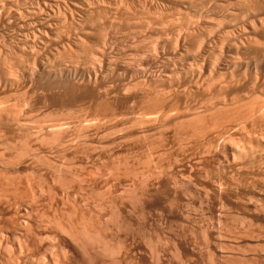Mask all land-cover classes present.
<instances>
[{"label":"rangeland","instance_id":"1","mask_svg":"<svg viewBox=\"0 0 264 264\" xmlns=\"http://www.w3.org/2000/svg\"><path fill=\"white\" fill-rule=\"evenodd\" d=\"M29 2H32V6H29ZM35 2L36 0H0V89H2L0 90V264L15 263V256L19 252L24 257H21V260L16 262L17 264H36V260H38L37 264H113L115 262V264H149L150 262V264H264V51L261 49L257 51L251 45L239 48L240 46L234 45L231 40L229 43L228 40L226 42V38L224 41L222 39L223 32L232 29V26L235 29L240 28L248 20L251 11L249 12L246 3L244 4L243 0L240 2L236 0H213V2L212 0H104L103 5L98 4L99 6L96 5V8H92L82 30L72 24L71 20L64 15L65 13L59 14L61 17L58 16V20L60 18L62 20L60 19L61 22H58L60 31L58 32L62 36L59 37L57 34V37L63 38L68 35L69 38V35L73 36L75 32L80 35L82 31L80 35L82 42L79 46H67L69 48L67 50L66 47L65 51L59 47H56L59 48L56 50L51 45L52 49L51 47L50 50L49 47L46 48L45 50H49V52L44 50L48 53L40 52V56L39 54L33 55L34 53L32 54L31 50V52L27 51V48L25 51L19 49L17 40L20 35L15 30L17 29L18 32L19 29L16 27V20L12 17L14 14H11L14 7V10L16 7L17 9L34 7ZM225 5L227 6L225 7ZM94 11H97L98 14ZM159 14H162L161 17L158 16ZM230 15L231 17L234 15V17L231 19ZM239 15L240 18H238ZM218 20L223 24H219ZM222 20L225 22L227 20V22ZM214 22L218 24V27ZM233 22L235 26L232 24ZM64 26L65 28H63ZM223 28L229 29L221 31ZM74 29L81 31L78 33L79 30ZM221 32L222 34H220ZM257 35L256 37L260 38L255 39L258 42H264V35L258 34V32ZM196 45L197 47H195ZM230 45L237 48H232ZM54 49L56 51L53 52ZM42 53L45 55L43 56ZM228 54H232V56L228 58ZM91 60L97 64L95 66L97 67L95 68L97 76L94 83L86 81L93 78L91 74L88 75L85 72L88 68L87 64ZM234 60L235 63H233ZM224 62L226 65L228 63V66L231 64L234 68L225 72L221 68ZM78 63L79 65H77ZM210 67L213 68L210 69ZM218 67L227 75H224L223 72L221 74ZM166 68L174 70V75L178 76L173 75L170 79L160 80L161 76L158 73L160 70H167ZM205 68H209L210 71L213 69L218 75L216 76L213 71L212 73L215 75L207 74L210 71ZM151 70L154 75H150L153 74ZM198 70L202 72H198ZM157 71H159L157 77H154ZM142 73L145 78L148 73V78L152 76L153 79H146V81ZM84 76L86 77L84 78ZM212 77L217 78L216 81ZM81 78L83 82L80 81ZM201 81L207 83L205 82L206 84L203 83V85ZM98 89H100L99 92H97ZM250 93L252 94L247 97L248 99L244 98ZM156 94L159 97H157L158 100L156 96H153ZM109 95L110 97H108ZM152 96L153 100H151ZM111 97L113 99H110ZM238 97H240V100H237L239 103L235 101ZM222 100L225 103V108L228 105L230 108H222L223 111H219L221 113L218 115L219 113H216L218 112L216 110L218 101L223 102ZM226 103L229 104L226 105ZM214 106L217 108L215 107V109ZM213 110L217 117L214 113V116L212 115ZM218 110L220 109L218 108ZM56 143L57 145H55ZM28 150L29 152H27ZM244 205L246 206L244 207ZM18 220L20 223L17 222ZM121 223L125 226H122ZM25 227H27L26 230ZM76 229L77 233L88 235L87 239L90 243H88L90 246L87 245L88 248H81L69 237V232L76 233L74 232ZM93 229L94 231H92ZM142 229L145 233L142 232ZM16 231H18L17 234ZM123 235L124 237H122ZM127 236L128 238H126ZM1 238L3 239L1 240ZM117 240L118 245L122 247L119 248L116 245ZM94 242L96 243L95 247ZM54 244L57 245L56 248ZM192 244L195 245L192 246ZM112 245H116L117 248ZM149 247H151L150 250ZM29 250L30 252H28ZM170 250H173V255ZM206 251L208 252L206 253ZM85 252H87V256ZM218 253L219 255H217ZM71 254L72 257H70ZM29 255L30 257H28ZM114 256L119 257L115 258Z\"/></svg>","mask_w":264,"mask_h":264},{"label":"bare ground","instance_id":"2","mask_svg":"<svg viewBox=\"0 0 264 264\" xmlns=\"http://www.w3.org/2000/svg\"><path fill=\"white\" fill-rule=\"evenodd\" d=\"M30 1V0H29ZM155 1V0H154ZM175 1V0H174ZM181 1V0H180ZM193 1V0H192ZM209 1V0H208ZM223 1V0H222ZM225 1V0H224ZM235 1V0H234ZM236 1H239L240 2V0H236ZM242 1V0H241ZM16 2V1H15ZM102 2L104 3V0H36V2H35V4H33V5H35L34 7H29V8H21V7H23V6H19L21 9H17V7H16V9L14 10V8H13V13L11 12V14H14L12 17H14V20H16L15 22H16V24H17V26L16 27H18V29H19V33L17 32V29H15L16 30V33L18 34V35H20V38L18 37V40H17V42L19 43H17L19 46V49L21 48L23 51H25L26 50V48H27V51H32V54L33 55H37V54H39L40 52H43L46 48H48L49 47V50H50V47H51V45H52V47L54 46V48L56 49V50H58L59 48H61L63 51H65V48L67 47V46H69V47H71L72 45L73 46H79L80 45V43L82 42V38H81V33H82V29L81 28H83V24L85 25L86 23V19L88 18V16H89V14H90V12H91V10H92V8L94 9V7L96 6V5H98V4H100V5H103L102 4ZM138 2V1H137ZM150 2V1H149ZM159 2V1H158ZM158 2H156V3H158ZM190 2V1H189ZM199 2H201V1H199ZM203 2V1H202ZM212 2H213V0H212ZM239 2H237L238 4H239ZM3 3V2H2ZM20 3V2H19ZM34 3V2H33ZM144 3V2H143ZM230 3V2H229ZM236 3V4H237ZM243 3L245 4L246 3V5L248 6V9H249V12L251 11V14L249 15V17H248V20L244 23V25H242V27H240V28H233V26H232V29L230 28V30H227V31H225L226 29H229V28H223L221 31H223L224 29V31L225 32H223V41H224V39L226 40V42H228L229 41V43H230V40L232 41V43L234 44V45H236V46H240L239 48H241V47H244L245 45L246 46H252V47H254L257 51H259V49H261V50H263L264 51V42H258L255 38H260V37H256V36H258L257 35V32H258V34H261V35H264V0H243ZM12 4V3H11ZM10 4V5H11ZM16 4V3H15ZM29 6H32L31 4H32V2L30 3L29 2ZM214 5H215V3H213ZM19 5V4H18ZM112 5V4H111ZM159 5V4H158ZM241 5V4H240ZM1 6V5H0ZM26 6H28V5H26ZM99 6V5H98ZM133 6V5H132ZM146 6V5H145ZM194 6V5H193ZM202 6V5H201ZM217 6V5H216ZM222 6V5H221ZM227 5H225V7H226ZM235 6V5H234ZM233 6V7H234ZM243 6V5H242ZM97 7V6H96ZM95 7V8H96ZM107 7V6H106ZM109 7V6H108ZM114 7V6H113ZM182 7V6H181ZM232 7V6H231ZM118 8V7H117ZM220 8V7H219ZM236 9H237V7H235ZM242 8V7H241ZM146 9H148V8H146ZM153 9V8H152ZM156 9V8H155ZM206 9V8H205ZM230 9V8H229ZM149 10H151V9H149ZM166 10V9H165ZM208 10V9H207ZM206 10V11H207ZM247 10V9H246ZM217 11V10H216ZM223 11V10H222ZM239 11V10H238ZM245 11V10H244ZM4 12V11H3ZM63 12V13H62ZM95 12V11H94ZM97 12V11H96ZM95 12V13H96ZM102 12V11H101ZM105 12V11H104ZM143 12V11H142ZM147 12H148V10H147ZM160 12V11H159ZM205 12V11H204ZM217 12H219V11H217ZM237 12V11H236ZM242 12V11H241ZM246 12V11H245ZM248 12V11H247ZM7 13V12H6ZM65 13V14H64ZM108 13V12H107ZM113 13V12H112ZM118 13H119V11H118ZM226 13H227V11H226ZM228 13H229V11H228ZM59 14H64L66 17H68L70 20H71V22H72V24H75L79 29H81V30H79V29H74V30H79L78 31V33H80V31H81V33H80V35H78V34H76L77 32H75V34L71 37L70 35H69V38H68V35H65V36H63V38H59L60 37V31H59V29H58V25H59V21H60V17H61V15H59ZM97 14H98V12H97ZM105 14V13H104ZM110 14V13H109ZM114 14V13H113ZM135 14V13H134ZM145 14V13H144ZM154 14V13H153ZM224 14V13H223ZM232 14V13H231ZM243 14V13H242ZM247 14V13H246ZM245 14V15H246ZM100 15V14H99ZM103 15V14H102ZM106 15V14H105ZM131 15V14H130ZM150 15V14H149ZM162 15V14H161ZM161 15L159 14L158 16H160L161 17ZM228 15V14H227ZM237 15V14H236ZM58 16H60L59 18V20H58ZM91 16H92V14H91ZM90 16V17H91ZM112 16V15H111ZM134 16V15H133ZM145 16H147V15H145ZM154 16V15H153ZM203 16V15H202ZM222 16V15H221ZM224 16V15H223ZM226 16V15H225ZM229 16V15H228ZM244 16V15H243ZM247 16V15H246ZM2 17V16H1ZM63 17V16H62ZM93 17V16H92ZM129 17V16H128ZM152 17V16H151ZM208 17V16H207ZM230 17H231V15H230ZM233 17H234V15H233ZM233 17H231V19L233 18ZM241 16L239 15V17L238 18H240ZM4 18V17H3ZM105 18V17H104ZM132 18V17H131ZM158 18V17H157ZM204 18V17H203ZM225 18V17H224ZM229 18V17H228ZM237 18V19H238ZM243 18V17H242ZM245 18V17H244ZM66 19V18H65ZM96 19V18H95ZM137 19V18H136ZM145 19V18H144ZM161 19V18H160ZM169 19V18H168ZM185 19V18H184ZM206 19V18H205ZM210 19V18H209ZM230 19V18H229ZM236 19V18H235ZM247 19V18H246ZM62 20V19H61ZM104 20V19H103ZM110 20V19H109ZM133 20V19H132ZM142 20V19H141ZM158 20V19H157ZM166 20V19H165ZM181 20V19H180ZM182 20H183V18H182ZM197 20V19H196ZM212 20V19H211ZM221 20V19H220ZM220 20H218L219 21V24L221 23L220 22ZM225 20V19H224ZM228 20V19H227ZM227 20H226V22H227ZM69 21V20H68ZM113 21V20H112ZM145 21V20H144ZM144 21H143V23H144ZM147 21V20H146ZM155 21V20H154ZM153 21V22H154ZM159 21V20H158ZM161 21V20H160ZM173 21V20H172ZM223 21V20H222ZM235 21V20H234ZM61 22V21H60ZM102 22V21H101ZM105 22V21H104ZM169 22H170V20H169ZM186 22V21H185ZM184 22V23H185ZM223 22H225V21H223ZM225 22V23H226ZM229 22V21H228ZM236 22V21H235ZM69 23V22H68ZM93 23V22H92ZM98 23V22H97ZM118 23V22H117ZM135 23V22H134ZM156 23V22H155ZM165 23V22H164ZM163 23V24H164ZM201 23V22H200ZM214 23H216V22H214ZM231 23V22H230ZM67 24V23H66ZM102 24V23H101ZM182 24V23H181ZM217 24V23H216ZM221 24H223V23H221ZM228 24V23H227ZM232 24H234V22L232 23ZM243 24V23H242ZM64 25H65V21H64ZM74 25V26H75ZM87 25H89V24H87ZM95 25H98V24H95ZM107 25V24H106ZM147 25H149V24H147ZM157 25H159V24H157ZM162 25V24H161ZM165 25V24H164ZM163 25V26H164ZM171 25V24H170ZM213 25V24H212ZM61 26H62V24H61ZM71 26V25H70ZM75 26V27H76ZM102 26V25H101ZM113 26V25H112ZM176 26V25H175ZM199 26V25H198ZM203 26H204V23H203ZM211 26V25H210ZM216 26V25H215ZM234 26H235V24H234ZM238 26H239V24H238ZM15 27V28H16ZM73 27V26H72ZM85 27V26H84ZM121 27V26H120ZM160 27V26H159ZM162 27V26H161ZM192 27V26H191ZM209 27V26H208ZM216 27H218V24H217V26ZM220 27H221V25H220ZM2 28V27H1ZM63 28H65V26L63 27ZM71 28V27H70ZM70 28H69V30H70ZM74 28V27H73ZM114 28V27H113ZM146 28H147V26H146ZM180 28H181V26H180ZM204 28V27H203ZM207 28V27H206ZM206 28H205V30H206ZM90 29H91V27H90ZM107 29V28H106ZM106 29H104V30H106ZM120 29V28H119ZM183 29H184V27H183ZM200 29V28H199ZM214 29H215V27H214ZM63 30V29H62ZM72 30V29H71ZM97 30V29H96ZM115 30V29H114ZM144 30V29H143ZM186 30H187V28H186ZM202 30V29H201ZM210 30V29H209ZM219 30V29H218ZM59 31V32H58ZM101 31H103V30H101ZM193 31V30H192ZM198 31V30H197ZM213 31V30H212ZM5 32V31H4ZM58 32V33H57ZM66 32H67V30H66ZM65 32V33H66ZM72 32V31H71ZM70 32V33H71ZM91 32V31H90ZM141 32V31H140ZM161 32H162V30H161ZM178 32V31H177ZM191 32V31H190ZM189 32V33H190ZM203 32V31H202ZM84 33V32H83ZM104 33H105V31H104ZM114 33V32H113ZM157 33V32H156ZM179 33V32H178ZM206 33V32H205ZM214 33V32H213ZM217 33V32H216ZM57 34H59V37H57ZM67 34V33H66ZM89 34V33H88ZM101 34V33H100ZM103 34V33H102ZM129 34V33H128ZM150 34V33H149ZM166 34V33H165ZM186 34V33H185ZM219 34V33H218ZM220 34H222V32L220 33ZM1 35V34H0ZM8 35V34H7ZM17 35V36H18ZM93 35V34H92ZM99 35V34H98ZM97 35V36H98ZM105 35V34H104ZM107 35V34H106ZM142 35H144V34H142ZM193 35V34H192ZM207 35V34H206ZM209 35H211V34H209ZM217 35V34H216ZM62 36V35H61ZM155 36V35H154ZM220 36V35H219ZM218 36V37H219ZM7 37V36H6ZM13 37V36H12ZM71 37V38H70ZM88 37V36H87ZM104 37V36H103ZM102 37V38H103ZM116 37V36H115ZM146 37H148V36H146ZM216 37V36H215ZM222 37V36H221ZM221 37H220V40H221ZM102 38H99V39H102ZM143 38V37H142ZM197 38V37H196ZM200 38V37H199ZM207 38L209 39V37L207 36ZM211 38V37H210ZM212 38L213 39H215L213 36H212ZM217 38V37H216ZM16 39H17V37H16ZM87 39V38H86ZM95 39V38H94ZM106 39V38H105ZM105 39H103V40H105ZM132 39V38H131ZM177 39V38H176ZM183 39V38H182ZM202 39V38H201ZM213 39H211V40H213ZM219 39V38H218ZM139 40V39H138ZM148 40V39H147ZM180 40V39H179ZM185 40V39H184ZM195 40V39H194ZM193 40V41H194ZM219 40V41H220ZM228 40V41H227ZM125 41V40H124ZM130 41V40H129ZM175 41V40H174ZM218 41V42H219ZM57 42V43H56ZM85 42V41H84ZM108 42V41H107ZM113 42V41H112ZM111 42V43H112ZM204 42V41H203ZM209 42V41H208ZM216 42H217V40H216ZM90 43V42H89ZM100 43V42H99ZM98 43V44H99ZM106 43V42H105ZM143 43V42H142ZM145 43V42H144ZM152 43V42H151ZM159 43V42H158ZM175 43H177V42H175ZM174 43V44H175ZM200 43V42H199ZM231 43V44H232ZM17 44H16V46H17ZM54 44H56V45H54ZM69 44H71V45H69ZM94 44V43H93ZM97 44V45H98ZM103 44V43H102ZM154 44V43H153ZM160 44V43H159ZM198 44V43H197ZM224 44V43H223ZM228 44V43H227ZM232 44V45H233ZM144 45V44H143ZM189 45H191V44H189ZM199 45V44H198ZM202 45V44H201ZM157 46V45H156ZM183 46V45H182ZM187 46V45H186ZM208 46V45H207ZM212 46V45H211ZM221 46V45H220ZM236 46H231L230 45V47H232V48H234V47H236ZM52 47H51V49H52ZM56 47H59L58 49L56 48ZM69 47H67L66 49L68 50V48ZM89 47V46H88ZM92 47V46H91ZM90 47V48H91ZM96 47V46H95ZM100 47V46H99ZM128 47V46H127ZM168 47V46H167ZM178 47V46H177ZM181 47V46H180ZM195 47H197V45L195 46ZM199 47V46H198ZM210 47V46H209ZM17 48V47H16ZM104 48V47H103ZM237 48V47H236ZM245 48V47H244ZM18 49V48H17ZM53 50V52L54 51H56V50ZM71 49V48H70ZM101 49V48H100ZM148 49V48H147ZM152 49V48H151ZM191 49V48H190ZM194 49V48H193ZM197 49V48H196ZM254 49V50H255ZM21 50V51H22ZM49 50H45V51H48L49 52ZM77 50V49H76ZM86 50V49H85ZM88 50H90V49H88ZM138 50H139V48H138ZM141 50V49H140ZM212 50V49H211ZM239 50V49H238ZM247 50V49H246ZM260 50V51H261ZM1 51V50H0ZM14 51V50H13ZM30 51V52H31ZM43 52V53H48V52ZM73 51V50H72ZM99 51V50H98ZM123 51V50H122ZM148 51V50H147ZM196 51V50H195ZM194 51V52H195ZM198 51V50H197ZM249 51H250V49H249ZM4 52V51H3ZM51 52V51H50ZM58 52V51H57ZM74 52V51H73ZM76 52V51H75ZM83 52V51H82ZM88 52V51H87ZM92 52V51H91ZM106 52V51H105ZM141 52V51H140ZM203 52V51H202ZM206 52V51H205ZM218 52V51H217ZM237 52V51H236ZM13 53H15V52H13ZM26 53V52H25ZM24 53V54H25ZM42 53V54H43ZM62 53V52H61ZM69 53H71V52H69ZM126 53V52H125ZM154 53V52H153ZM228 53V52H227ZM242 53V52H241ZM244 53V52H243ZM262 53V52H261ZM9 54V53H8ZM22 54V53H21ZM30 54V53H29ZM56 54V53H55ZM63 54H64V52H63ZM150 54V53H149ZM40 55V54H39ZM45 54H43V56H44ZM52 55V54H51ZM50 55V56H51ZM66 55H68V54H66ZM76 55H77V53H76ZM88 55V54H87ZM94 55V54H93ZM125 55V54H124ZM217 55V54H216ZM229 55V54H228ZM246 55H247V53H246ZM261 55V54H260ZM23 56V55H22ZM41 56V55H40ZM39 56V57H40ZM46 56H47V54H46ZM62 56V55H61ZM80 56V55H79ZM78 56V57H79ZM90 56V55H89ZM99 56V55H98ZM109 56V55H108ZM123 56V55H122ZM230 56H232V54L231 55H229L228 56V58L230 57ZM35 57V56H34ZM38 57V56H37ZM55 57H56V55H55ZM59 57V56H58ZM68 57V56H67ZM84 57V56H83ZM125 57V56H124ZM201 57V56H200ZM227 57V56H226ZM242 57V56H241ZM245 57V56H244ZM258 57V56H257ZM46 58V57H45ZM65 58V57H64ZM89 58H91V57H89ZM94 58H96V57H94ZM132 58V57H131ZM253 58V57H252ZM260 58V57H259ZM48 59V58H47ZM53 59H54V57H53ZM70 59H72V58H70ZM98 59V58H97ZM128 59V58H127ZM231 59V58H230ZM232 59H234V58H232ZM236 59V58H235ZM247 59H248V57H247ZM2 60V59H1ZM33 60V59H32ZM42 60V59H41ZM64 60V59H63ZM81 60V59H80ZM87 60H89V59H87ZM94 60H96V59H94ZM209 60H211V59H209ZM245 60H246V58H245ZM252 60V59H251ZM38 61V60H37ZM62 61V60H61ZM72 61V60H71ZM76 61H77V59H76ZM168 61V60H167ZM225 61V60H224ZM226 61H228V60H226ZM257 61V60H256ZM6 62V61H5ZM32 62V61H31ZM105 62V61H104ZM203 62V61H202ZM229 62V61H228ZM231 62H232V60H231ZM230 62V63H231ZM237 62V61H236ZM33 63V62H32ZM32 63H31V65H32ZM40 63V62H39ZM45 63V62H44ZM59 63H60V61H59ZM88 63V62H87ZM86 63V64H87ZM138 63V62H137ZM213 63V62H212ZM211 63V64H212ZM215 63V62H214ZM233 63H235V60H234V62ZM246 63V62H245ZM24 64V63H23ZM42 64V63H41ZM50 64H51V62H50ZM62 64H64V63H62ZM103 64V63H102ZM127 64V63H126ZM191 64V63H190ZM195 64V63H194ZM242 64V63H241ZM60 65V64H59ZM77 65H79V63L77 64ZM97 64H95V62H93L92 60L89 62V64H87V67L88 68H86V73L89 75V74H91L92 76H93V78H92V80H90V79H87L86 81L87 82H95L96 81V76H97V73H96V69L95 68H97V67H95ZM99 65V64H98ZM108 65V64H107ZM170 65H172V64H170ZM202 65V64H201ZM213 65V64H212ZM28 66H30V65H28ZM44 66V65H43ZM65 66V65H64ZM73 66V65H72ZM76 66V65H75ZM100 66V65H99ZM98 66V67H99ZM119 66V65H118ZM190 66H192V65H190ZM204 66V65H203ZM206 66V65H205ZM209 66H210V64H209ZM219 66H220V64H219ZM223 67H221V68H223L222 70H224L225 72L226 71H228V69H233L234 67H232L231 66V64H230V66L232 67H230V66H228V63H227V65L225 64V62H224V65H222ZM233 66H235V65H233ZM247 66V65H246ZM2 67V66H1ZM33 67H34V65H33ZM69 67V66H68ZM77 67V66H76ZM86 67V66H85ZM164 67H166V66H164ZM196 67V66H195ZM230 67V68H229ZM55 68V67H54ZM59 68H62V67H59ZM64 68V67H63ZM79 68V67H78ZM211 68H213V67H210V69ZM215 68H217V67H215ZM215 68H214V70H215ZM238 68V67H237ZM251 68V67H250ZM35 69V68H34ZM58 69V68H57ZM108 69V68H107ZM163 69V68H162ZM167 69V68H166ZM170 69V68H169ZM169 69H167V70H160V72L159 71H157L156 72V75L154 76V77H157V73L158 74H160V80H162V79H164V80H167V79H170L175 73H174V70L172 71V69L171 70H169ZM175 69V68H174ZM183 69V68H182ZM192 69V68H191ZM196 69V68H195ZM198 69V68H197ZM208 69V70H207ZM205 68V70H207V71H210V69L209 68ZM218 69H219V67H218ZM247 69V68H246ZM37 70V69H36ZM49 70V69H48ZM51 70H53V69H51ZM50 70V71H51ZM60 70V69H59ZM64 70V69H63ZM142 70H144V69H142ZM169 70V71H168ZM203 70H204V67H203ZM220 70V72H221V74H223L224 72L221 70V69H219ZM245 70V69H244ZM10 71V70H9ZM21 71V70H20ZM32 71V70H31ZM40 71V70H39ZM62 71V70H61ZM154 71V70H153ZM186 71H187V67H186ZM192 71V70H191ZM212 71H213V69L209 72V73H207V74H209L210 75V73H211V75L213 74V75H215L216 74V76L218 75L215 71H213L214 73H212ZM46 72H47V70H46ZM53 72V71H52ZM70 72V71H69ZM132 72V71H131ZM151 72H152V70H151ZM176 72V71H175ZM178 72V71H177ZM198 72H202V71H199L198 70ZM219 72V73H220ZM223 72V73H222ZM238 72V71H237ZM254 72V71H253ZM28 73H29V71H28ZM58 73V72H57ZM56 73V74H57ZM63 73V72H62ZM153 73V72H152ZM228 73V72H227ZM232 73V72H231ZM251 73V72H250ZM14 74V73H13ZM69 74V73H68ZM133 74V73H132ZM140 74V73H139ZM144 74H146V73H144ZM185 74V73H184ZM198 74V73H197ZM201 74V73H200ZM229 74V73H228ZM237 74V73H236ZM4 75V74H3ZM2 75V76H3ZM60 75V74H59ZM148 73L146 74V78H145V75H143V73H142V76H144V79L146 80H149V79H153V77L152 76H150L151 78H148ZM150 75H154V73L153 74H150ZM224 75H227L226 73H224ZM230 75V74H229ZM87 76V75H86ZM86 76H84V78L86 77ZM140 76V75H139ZM175 76V75H174ZM178 76V75H177ZM177 76H175V77H177ZM200 76V75H199ZM219 76H221V75H219ZM8 77H9V75H8ZM7 77V78H8ZM78 77V76H77ZM89 77V76H88ZM99 77V76H98ZM206 77V76H205ZM211 77V76H210ZM222 77V76H221ZM220 77V78H221ZM232 77V76H231ZM235 77V76H234ZM233 77V78H234ZM73 78V77H72ZM90 78V77H89ZM103 78V77H102ZM129 78V77H128ZM159 78V77H158ZM208 78V77H207ZM212 78H214L215 79V81H216V79L217 78H215V77H212ZM242 78V77H241ZM244 78V77H243ZM264 78V77H263ZM76 79V78H75ZM157 79V78H156ZM156 79H154V80H156ZM178 79V78H177ZM209 79V78H208ZM219 79V78H218ZM13 80V79H12ZM18 80V79H17ZM54 80V79H53ZM105 80V79H104ZM142 80H143V78H142ZM142 80H139V81H142ZM145 80H143V81H145ZM146 80V81H147ZM159 80V79H158ZM157 80V81H158ZM159 80V81H160ZM196 80V79H195ZM201 80V79H200ZM263 80V79H262ZM30 81V80H29ZM76 81V80H75ZM80 81H82L83 82V79L81 78V80ZM79 81V82H80ZM85 81V83H87ZM142 81V84H145L144 82ZM174 81V80H173ZM206 81H208V80H206ZM205 81V82H206ZM210 81V80H209ZM212 81V80H211ZM220 81V80H219ZM4 82V81H3ZM98 82V81H97ZM192 82V81H191ZM198 82V81H197ZM204 81H203V83H205ZM213 82V81H212ZM211 82V83H212ZM251 82V81H250ZM254 82V81H253ZM11 83H13V82H11ZM15 83V82H14ZM55 83V82H54ZM65 83V82H64ZM92 83V84H93ZM134 83H135V81H134ZM147 83V82H146ZM201 83H202V81H201ZM202 83V84H203ZM207 83V82H206ZM205 83V84H206ZM68 84V83H67ZM81 84V83H80ZM218 84V83H217ZM220 84V83H219ZM4 85V84H3ZM44 85V84H43ZM79 85V84H78ZM204 85V84H203ZM208 85V84H207ZM9 86V85H8ZM38 86V85H37ZM53 86H55V85H53ZM58 86V85H57ZM60 86V85H59ZM70 86V85H69ZM93 86V85H92ZM135 86V85H134ZM169 86V85H168ZM189 86V85H188ZM206 86V85H205ZM258 86V85H257ZM5 87V86H4ZM179 87V86H178ZM187 87V86H186ZM204 87V86H203ZM8 88V87H7ZM19 88V87H18ZM42 88V87H41ZM104 88V87H103ZM149 88V87H148ZM182 88V87H181ZM189 88V87H188ZM197 88H198V86H197ZM200 88V87H199ZM221 88V87H220ZM242 88V87H241ZM39 89H40V87H39ZM61 89V88H60ZM83 89V88H82ZM95 89V88H94ZM106 89V88H105ZM115 89H116V87H115ZM134 89V88H133ZM159 89V88H158ZM179 89V88H178ZM227 89V88H226ZM229 89V88H228ZM245 89V88H244ZM0 90H2V89H0ZM48 90V89H47ZM55 90V89H54ZM99 90L100 89H98V91L97 92H99ZM102 90V89H101ZM123 90H124V88H123ZM239 90V89H238ZM246 90V89H245ZM34 91V90H33ZM42 91V90H41ZM64 91V90H63ZM111 91V90H110ZM156 91V90H155ZM165 91V90H164ZM171 91H172V89H171ZM178 91V90H177ZM189 91V90H188ZM202 91V90H201ZM226 91V90H225ZM5 92V91H4ZM43 92V91H42ZM55 92H56V90H55ZM58 92H59V90H58ZM65 92V91H64ZM63 92V93H64ZM68 92V91H67ZM142 92V91H141ZM183 92V91H182ZM263 92V91H262ZM36 93V92H35ZM45 93V92H44ZM60 93V92H59ZM105 93V92H104ZM115 93V92H114ZM120 93H122V92H120ZM119 93V94H120ZM157 93V92H156ZM177 93V92H176ZM30 94V93H29ZM34 94V93H33ZM39 94H40V91H39ZM53 94V93H52ZM109 94H111V93H109ZM116 94V93H115ZM170 94V93H169ZM185 94V93H184ZM205 94V93H204ZM252 93H250L249 95L247 94V96H245L244 98H247V97H250V95H251ZM41 95V94H40ZM49 95V94H48ZM98 95V94H97ZM97 95H96V97H97ZM114 95V94H113ZM159 95H160V93H159ZM166 95V94H165ZM173 95V94H172ZM187 95V94H186ZM200 95V94H199ZM235 95V94H234ZM29 96V95H28ZM31 96V95H30ZM37 96V95H36ZM154 97L156 96V99H157V94L156 95H153ZM152 96V97H153ZM212 96V95H211ZM32 97V96H31ZM108 97H110V95L108 96ZM148 97V96H147ZM151 97V96H150ZM154 97L151 99V100H153L154 99ZM168 97H169V95H168ZM217 97V96H216ZM3 98V97H2ZM106 98V97H105ZM159 98V97H158ZM165 98V97H164ZM214 98V97H213ZM218 98V97H217ZM223 98V97H222ZM230 98V97H229ZM243 98V97H242ZM29 99V98H28ZM38 99V98H37ZM46 99V98H45ZM50 99V98H49ZM71 99V98H70ZM101 99V98H100ZM107 99V98H106ZM110 99H113L112 97L110 98ZM155 99V100H156ZM162 100H163V98H161ZM168 99V98H167ZM248 99V98H247ZM27 100V99H26ZM105 100V99H104ZM154 100V101H155ZM158 100V99H157ZM160 100V99H159ZM170 100V99H169ZM239 101L240 100V97H238V99H235V101ZM16 101V100H15ZM21 101H23V99H21ZM98 101V100H97ZM133 101V100H132ZM139 101V100H138ZM223 101V100H222ZM237 101V102H238ZM242 101V100H241ZM250 101V100H249ZM43 102V101H42ZM49 102V101H48ZM102 102H103V100H102ZM143 102V101H142ZM163 102V101H162ZM219 103H218V108L220 109V110H218V108L216 107V106H214V108L218 111V112H216L218 115H220V113L223 111V109L222 108H224V109H227V108H230V106L226 103V105H228L227 106V108H225V103H224V101L223 102H220V101H218ZM226 102V101H225ZM232 102V101H231ZM253 102V101H252ZM27 103V102H26ZM80 103V102H79ZM141 103V102H140ZM140 103H139V105H140ZM145 103V102H144ZM209 103V102H208ZM235 103V102H234ZM239 103V102H238ZM31 104H32V102H31ZM30 104V105H31ZM65 104V103H64ZM99 104V103H98ZM103 104H104V102H103ZM102 104V105H103ZM125 104V103H124ZM137 104V103H136ZM158 104V103H157ZM172 104V103H171ZM199 104V103H198ZM78 105V104H77ZM89 105V104H88ZM148 105V104H147ZM151 105V104H150ZM162 105V104H161ZM208 105V104H207ZM96 106V105H95ZM98 106V105H97ZM101 106V105H100ZM105 106H106V104H105ZM109 106V105H108ZM145 106H146V104H145ZM153 106V105H152ZM171 106V105H170ZM184 106V105H183ZM190 106V105H189ZM199 106V105H198ZM224 106V107H223ZM22 107H24V106H22ZM34 107V106H33ZM79 107V106H78ZM93 107V106H92ZM125 107V106H124ZM123 107V108H124ZM172 107V106H171ZM8 108V107H7ZM24 108H26V107H24ZM82 108V107H81ZM100 108V107H99ZM110 108V107H109ZM116 108V107H115ZM115 108H113V109H115ZM121 108V107H120ZM153 108H154V106H153ZM213 108V107H212ZM213 108V109H214ZM245 108V107H244ZM17 109V108H16ZM20 109V108H19ZM69 109V108H68ZM118 109H119V107H118ZM126 109V108H125ZM132 109V108H131ZM134 109V108H133ZM140 109H142V108H140ZM150 109V108H149ZM152 109V108H151ZM157 109H158V106H157ZM156 109V110H157ZM168 109V108H167ZM193 109V108H192ZM222 109V110H221ZM1 110V109H0ZM18 110V109H17ZM22 110V109H21ZM31 110V109H30ZM61 110V109H60ZM64 110V109H63ZM73 110V109H72ZM106 110V109H105ZM109 110V109H108ZM153 110V109H152ZM160 110H162V109H160ZM229 110V109H228ZM241 110V109H240ZM243 110V109H242ZM8 111V110H7ZM11 111V110H10ZM19 111V110H18ZM38 111V110H37ZM52 111V110H51ZM97 111V110H96ZM103 111H104V109H103ZM103 111H102V113H103ZM139 111V110H138ZM148 111V110H147ZM151 111V110H150ZM219 111H221V112H219ZM60 112V111H59ZM113 112H114V110H113ZM135 112H136V110H135ZM149 112V111H148ZM241 112V111H240ZM23 113H25V112H23ZM37 113V112H36ZM72 113V112H71ZM77 113V112H76ZM86 113V112H85ZM84 113V114H85ZM95 113V112H94ZM97 113V112H96ZM95 113V114H96ZM115 113V112H114ZM213 113H214V110H213V112H212V115H213ZM216 113H214V115L217 117V114ZM237 113V112H236ZM12 114V113H11ZM14 114V113H13ZM16 114V113H15ZM21 114V113H20ZM33 114V113H32ZM74 114V113H73ZM78 114H80V113H78ZM83 114V113H82ZM93 114V113H92ZM141 114V113H140ZM148 114V113H147ZM158 114V113H157ZM167 114V113H166ZM69 115V114H68ZM87 115V114H86ZM94 115V114H93ZM101 115V114H100ZM118 115V114H117ZM138 115V114H137ZM155 115V114H154ZM194 115V114H193ZM213 115V116H214ZM28 116V115H27ZM44 116H46V117H48L47 115H44ZM54 116V115H53ZM52 116V117H53ZM96 116V115H95ZM120 116H121V114H120ZM21 117V116H20ZM84 117V116H83ZM82 117V118H83ZM113 117H114V115H113ZM136 117V116H135ZM134 117V118H135ZM156 117V116H155ZM208 117V116H207ZM14 118V117H13ZM38 118V117H37ZM62 118V117H61ZM76 118V117H75ZM92 118V117H91ZM100 118V117H99ZM140 118V117H139ZM10 119V118H9ZM15 119V118H14ZM17 119V118H16ZM49 119H50V117H49ZM81 119V118H80ZM87 119V118H86ZM89 119H90V117H89ZM88 119V120H89ZM202 119V118H201ZM208 119V118H207ZM46 120V119H45ZM79 120V119H78ZM85 120V119H84ZM163 120V119H162ZM3 121H5V120H3ZM15 121V120H14ZM18 121V120H17ZM16 121V122H17ZM20 121V120H19ZM97 121V120H96ZM179 121V120H178ZM197 122H198V120H196ZM30 122V121H29ZM55 122V121H54ZM61 122V121H60ZM65 122H67V121H65ZM82 122V121H81ZM221 122V121H220ZM49 123V122H48ZM78 123V122H77ZM80 123V122H79ZM91 123V122H90ZM187 123H188V121H187ZM191 123V122H190ZM15 124V123H14ZM42 124V123H41ZM40 124V125H41ZM133 124H135V123H133ZM151 124V123H150ZM198 124V123H197ZM204 124V123H203ZM211 124V123H210ZM83 125H84V123H83ZM92 125V124H91ZM43 126V125H42ZM59 126V125H58ZM175 126V125H174ZM183 126V125H182ZM52 127V126H51ZM62 127V126H61ZM76 127H78V126H76ZM83 127V126H82ZM184 127V126H183ZM194 127V126H193ZM15 128V127H14ZM39 128V127H38ZM58 128V127H57ZM85 128V127H84ZM121 128V127H120ZM189 128V127H188ZM27 129H28V127H27ZM60 129V128H59ZM114 129V128H113ZM117 129V128H116ZM132 129V128H131ZM195 129V128H194ZM72 130V129H71ZM71 130H70V132H71ZM165 130V129H164ZM174 130V129H173ZM179 130V129H178ZM181 130V129H180ZM16 131V130H15ZM157 131V130H156ZM45 132H47V131H45ZM110 132H113V131H110ZM57 133V132H56ZM89 134H90V132H89ZM176 134V133H175ZM51 135V134H50ZM83 135V134H82ZM189 135V134H188ZM45 136V135H44ZM145 136V135H144ZM69 137V136H68ZM73 137V136H72ZM89 137V136H88ZM92 137V136H91ZM99 137H101V136H99ZM48 138V137H47ZM84 138V137H83ZM142 138V137H141ZM40 139V138H39ZM59 139V138H58ZM66 139V138H65ZM143 139V138H142ZM177 139V138H176ZM53 140V139H52ZM61 140V139H60ZM141 140V139H140ZM159 140V139H158ZM46 141V140H45ZM49 141H51L50 139H49ZM56 141V140H55ZM154 141V140H153ZM23 142V141H22ZM53 142V141H52ZM57 142H59V141H57ZM67 142V141H66ZM65 142V143H66ZM68 142H69V140H68ZM74 142V141H73ZM55 143V142H54ZM62 143H63V141H62ZM71 143V142H70ZM52 144V143H51ZM74 144V143H73ZM137 144V143H136ZM245 144V143H244ZM42 145V144H41ZM55 145H57V143L55 144ZM99 145V144H98ZM240 145V144H239ZM23 146V145H22ZM49 146V145H48ZM47 146V147H48ZM71 146V145H70ZM73 147V146H72ZM92 147V146H91ZM78 148V147H77ZM95 148V147H94ZM97 148V147H96ZM243 148V147H242ZM225 150V149H224ZM241 151V150H240ZM27 152H29V150L27 151ZM243 153H244V151H243ZM75 154V153H74ZM133 154V153H132ZM136 154V153H135ZM83 155V154H82ZM242 155V154H241ZM116 157V156H115ZM147 157V156H146ZM87 158V157H86ZM231 158H232V156H231ZM16 159V158H15ZM50 159V158H49ZM259 159V158H258ZM39 160V159H38ZM63 160V159H62ZM145 160V159H144ZM48 161V160H47ZM234 161V160H233ZM6 162V161H5ZM38 162V161H37ZM47 164V163H46ZM114 164V163H113ZM230 164V163H229ZM44 165V164H43ZM93 165V164H92ZM223 165V164H222ZM8 166V165H7ZM29 166V165H28ZM54 166V165H53ZM76 166V165H75ZM81 166V165H80ZM106 166V165H105ZM112 167V166H111ZM115 167V166H114ZM142 167V166H141ZM97 169V168H96ZM118 169V168H117ZM58 170V169H57ZM43 171V170H42ZM260 171V170H259ZM103 172V171H102ZM30 173V172H29ZM42 173V172H41ZM51 173V172H50ZM58 173V172H57ZM61 173V172H60ZM74 173V172H73ZM108 173V172H107ZM144 173V172H143ZM40 174V173H39ZM78 174V173H77ZM260 174V173H259ZM203 175V174H202ZM6 176V175H5ZM134 176V175H133ZM12 177V176H11ZM74 177V176H73ZM58 178V177H57ZM119 178V177H118ZM157 178V177H156ZM195 178V177H194ZM6 179V178H5ZM71 179V178H70ZM93 179V178H92ZM210 179V178H209ZM61 180V179H60ZM117 180V179H116ZM162 180V179H161ZM249 180V179H248ZM5 182H7L6 180H4ZM57 181V180H56ZM252 181V180H251ZM27 182V181H26ZM225 182V181H224ZM239 182V181H238ZM264 182V181H263ZM17 183V182H16ZM25 183V182H24ZM28 183V182H27ZM34 183V182H33ZM44 183V182H43ZM42 183V184H43ZM215 183V182H214ZM218 183V182H217ZM256 183V182H255ZM192 184V183H191ZM258 184V183H257ZM262 184V183H261ZM70 185V184H69ZM120 185V184H119ZM142 185V184H141ZM183 185V184H182ZM214 185V184H213ZM245 185V184H244ZM250 185V184H249ZM255 185V184H254ZM11 186V185H10ZM63 186V185H62ZM215 186V185H214ZM218 186V185H217ZM253 186V185H252ZM259 186V185H258ZM17 187V186H16ZM37 187V186H36ZM86 187V186H85ZM128 187V186H127ZM167 187V186H166ZM184 187V186H183ZM207 187V186H206ZM213 187V186H212ZM237 187V186H236ZM257 187V186H256ZM260 187V186H259ZM1 188H2V186H1ZM38 188V187H37ZM108 188V187H107ZM121 188V187H120ZM157 188V187H156ZM189 188V187H188ZM231 188V187H230ZM235 188V187H234ZM24 189V188H23ZM36 189V188H35ZM58 189V188H57ZM77 189V188H76ZM89 189V188H88ZM124 189V188H123ZM126 189H128V188H126ZM160 189V188H159ZM258 189H260V188H258ZM257 189V190H258ZM262 189V188H261ZM48 190V189H47ZM83 190V189H82ZM248 190V189H247ZM28 191V190H27ZM74 191V190H73ZM79 191V190H78ZM174 191V190H173ZM224 191V190H223ZM252 191V190H251ZM125 192H127V191H125ZM129 192H131V191H129ZM181 192V191H180ZM206 192V191H205ZM263 192V191H262ZM42 193V192H41ZM58 193V192H57ZM83 193V192H82ZM170 193V192H169ZM231 193V192H230ZM8 194V193H7ZM21 194H22V192H21ZM26 194V193H25ZM48 194V193H47ZM93 194V193H92ZM97 194V193H96ZM103 194V193H102ZM116 194V193H115ZM124 194V193H123ZM129 194V193H128ZM183 194V193H182ZM181 194V195H182ZM195 194V193H194ZM238 194V193H237ZM243 194V193H242ZM258 194V193H257ZM12 195V194H11ZM52 195V194H51ZM130 195V194H129ZM167 195V194H166ZM227 195V194H226ZM245 195V194H244ZM259 195V194H258ZM19 196V195H18ZM38 196V195H37ZM189 196V195H188ZM218 196V195H217ZM240 196H241V194H240ZM248 196V195H247ZM8 197V196H7ZM94 197V196H93ZM128 197H130V196H128ZM151 197V196H150ZM167 197V196H166ZM249 197V196H248ZM253 197V196H252ZM261 197V196H260ZM1 198V197H0ZM20 198V197H19ZM99 198H100V196H99ZM103 198V197H102ZM165 198V197H164ZM170 198V197H169ZM190 198V197H189ZM196 198V197H195ZM218 198V197H217ZM239 198V197H238ZM237 198V199H238ZM243 198V197H242ZM246 198V197H245ZM28 199V198H27ZM91 199V198H90ZM133 199V198H132ZM146 199V198H145ZM179 199V198H178ZM186 199V198H185ZM249 199H250V197H249ZM252 199V198H251ZM6 200V199H5ZM33 200V199H32ZM49 200V199H48ZM53 200V199H52ZM140 200V199H139ZM151 200V199H150ZM25 201V200H24ZM73 201V200H72ZM103 201V200H102ZM107 201V200H106ZM243 201V200H242ZM249 201H251V200H249ZM6 202V201H5ZM104 202H105V200H104ZM141 202V201H140ZM173 202H174V200H173ZM182 202H184V201H182ZM254 202V201H253ZM263 202V201H262ZM18 203V202H17ZM81 203V202H80ZM222 203V202H221ZM227 203V202H226ZM250 203V202H249ZM259 203V202H258ZM106 204V203H105ZM151 204V203H150ZM174 204V203H173ZM181 204V203H180ZM205 204V203H204ZM224 204V203H223ZM254 204H256V203H254ZM262 204V203H261ZM46 205V204H45ZM71 205V204H70ZM82 205V204H81ZM113 205V204H112ZM111 205V206H112ZM115 205V204H114ZM159 205V204H158ZM168 205V204H167ZM188 205V204H187ZM216 205V204H215ZM221 205V204H220ZM219 205V206H220ZM246 205H248V204H246ZM246 205H244V207L246 206ZM13 206V205H12ZM47 206V205H46ZM61 206V205H60ZM59 206V207H60ZM71 206H73V205H71ZM139 207H140V205H138ZM174 206V205H173ZM178 206V205H177ZM224 206V205H223ZM264 206V205H263ZM262 206V207H263ZM68 207V206H67ZM89 207V206H88ZM109 207H110V205H109ZM122 207H123V205H122ZM142 207V206H141ZM158 207V206H157ZM185 207H187V206H185ZM20 208V207H19ZM83 208V207H82ZM249 208V207H248ZM15 209V208H14ZM81 209V208H80ZM108 209V208H107ZM109 209H111V208H109ZM139 209V208H138ZM152 209V208H151ZM221 209V208H220ZM235 209V208H234ZM257 209V208H256ZM12 210V209H11ZM25 210V209H24ZM78 210V209H77ZM86 210H88V209H86ZM123 210V209H122ZM125 210V209H124ZM183 210V209H182ZM187 210V209H186ZM200 210V209H199ZM204 210V209H203ZM13 211V210H12ZM16 211V210H15ZM43 211V210H42ZM114 211V210H113ZM116 211V210H115ZM140 211V210H139ZM264 211V210H263ZM5 212V211H4ZM63 212V211H62ZM76 212V211H75ZM74 212V213H75ZM122 212V211H121ZM127 212V211H126ZM136 212V211H135ZM138 212V211H137ZM143 212H145V211H143ZM204 212V211H203ZM247 212V211H246ZM38 213H40V212H38ZM85 213V212H84ZM109 213V212H108ZM131 213V212H130ZM129 213V214H130ZM139 213V212H138ZM149 213H150V211H149ZM156 213V212H155ZM170 213V212H169ZM190 213V212H189ZM253 213V212H252ZM262 213V212H261ZM260 213V214H261ZM21 214H23L22 212H21ZM30 214V213H29ZM32 214V213H31ZM34 214V213H33ZM41 214H42V212H41ZM62 214V213H61ZM68 214V213H67ZM141 214H142V212H141ZM157 214V213H156ZM181 214V213H180ZM197 214V213H196ZM263 214V213H262ZM1 215V214H0ZM10 215V214H9ZM18 215V214H17ZM27 215V214H26ZM51 215V214H50ZM76 215V214H75ZM74 215V216H75ZM109 215V214H108ZM123 215V214H122ZM128 215V214H127ZM139 215V214H138ZM160 215V214H159ZM158 215V216H159ZM183 215V214H182ZM217 215V214H216ZM215 215V216H216ZM227 215V214H226ZM38 216V215H37ZM81 216V215H80ZM114 216V215H113ZM121 216V215H120ZM124 216V215H123ZM122 216V217H123ZM143 216H144V214H143ZM149 216V215H148ZM185 216H187L186 214H185ZM219 216V215H218ZM263 216V215H262ZM18 217H20V216H18ZM28 217V216H27ZM27 217H25V218H27ZM51 217V216H50ZM108 217V216H107ZM107 217H105V218H107ZM142 217V216H141ZM176 217V216H175ZM183 217V216H182ZM55 218H56V216H55ZM86 218V217H85ZM94 218V217H93ZM114 218V217H113ZM117 218V217H116ZM139 218V217H138ZM165 218V217H164ZM184 218H186V217H184ZM189 218V217H188ZM203 218V217H202ZM218 218V217H217ZM242 218V217H241ZM28 219V218H27ZM54 219V218H53ZM61 219V218H60ZM79 219V218H78ZM120 219V218H119ZM127 219V218H126ZM129 219V218H128ZM140 219V218H139ZM152 219V218H151ZM154 219V218H153ZM162 219V218H161ZM194 219V218H193ZM263 219V218H262ZM262 219H260V220H262ZM11 220V219H10ZM20 220V219H19ZM19 220L17 221V222H19ZM46 220V219H45ZM90 220H92V219H90ZM104 220V219H103ZM107 221H108V219H106ZM125 220V219H124ZM182 220V219H181ZM192 220V219H191ZM213 220V219H212ZM227 220V219H226ZM239 220H241V219H239ZM54 221V220H53ZM58 221V220H57ZM57 221H56V223H57ZM67 221H69V220H67ZM93 221V220H92ZM105 221V220H104ZM111 221V220H110ZM112 221H114L113 219H112ZM132 221V220H131ZM163 221V220H162ZM175 221V220H174ZM221 221V220H220ZM224 221V220H223ZM249 221H251V219H249ZM14 222V221H13ZM30 222V221H29ZM61 222H62V219H61ZM66 222V221H65ZM70 222V221H69ZM81 222V221H80ZM79 222V223H80ZM88 222V221H87ZM100 222V221H99ZM106 222V221H105ZM116 222H118V221H116ZM120 222H121V220H120ZM130 222V221H129ZM170 222V221H169ZM196 222V221H195ZM206 222V224H207V221H205ZM205 222H204V224H205ZM229 222V221H228ZM20 223V222H19ZM68 223V222H67ZM73 223V222H72ZM71 223V224H72ZM98 223V222H97ZM97 223H95L96 225H97ZM101 223V222H100ZM108 223V222H107ZM112 223V222H111ZM126 223V222H125ZM142 223V222H141ZM173 223V222H172ZM182 223V222H181ZM27 224V223H26ZM90 224V223H89ZM105 224V223H104ZM112 224H115V223H112ZM117 224V223H116ZM127 224H128V222H127ZM126 224V225H127ZM131 224V223H130ZM134 224V223H133ZM162 224V223H161ZM184 224V223H183ZM219 224V223H218ZM217 224V225H218ZM5 225V224H4ZM30 225V224H29ZM52 225V224H51ZM62 225V224H61ZM88 225V224H87ZM91 225V224H90ZM93 225V224H92ZM109 225V224H108ZM118 225V224H117ZM121 225H122V223H121ZM124 225V224H123ZM122 225V226H123ZM165 225H167V224H165ZM181 225V224H180ZM31 226V225H30ZM56 226V225H55ZM71 226V225H70ZM89 226V225H88ZM98 226V225H97ZM116 226V225H115ZM119 226H120V224H119ZM118 226V227H119ZM125 226V225H124ZM133 226V225H132ZM136 227H137V225H135ZM144 226V225H143ZM154 226V225H153ZM157 226V225H156ZM161 226V225H160ZM176 226V225H175ZM185 226V225H184ZM190 226V225H189ZM35 227V226H34ZM121 227V226H120ZM162 227V226H161ZM165 227V226H164ZM168 227H170V226H168ZM186 227V226H185ZM193 227V226H192ZM201 227V226H200ZM207 227V226H206ZM215 227V226H214ZM22 228V227H21ZM26 228L27 227H25V230H26ZM48 228V227H47ZM50 228V227H49ZM53 228V227H52ZM83 228V227H82ZM87 228V227H86ZM103 228V227H102ZM123 228V227H122ZM121 228V229H122ZM125 228V227H124ZM150 228V227H149ZM202 228H203V226H202ZM201 228V229H202ZM205 228V227H204ZM211 228H212V226H211ZM222 228V227H221ZM240 228V227H239ZM251 228V227H250ZM255 228V227H254ZM5 229V228H4ZM20 229V228H19ZM43 229V228H42ZM51 229V228H50ZM79 229V228H78ZM94 229H96L95 228V226H94ZM94 229L92 230V231H94ZM110 229V228H109ZM115 229V228H114ZM166 229V228H165ZM187 229V228H186ZM200 229V230H201ZM216 229V228H215ZM223 229V228H222ZM225 229V228H224ZM6 230H8V229H6ZM10 230V229H9ZM30 230V229H29ZM44 230V229H43ZM65 230V229H64ZM82 230V229H81ZM84 230V229H83ZM88 230V229H87ZM100 230V229H99ZM98 230V231H99ZM106 230V229H105ZM126 230H127V228H126ZM176 230V229H175ZM188 230V229H187ZM204 230V229H203ZM208 230V229H207ZM4 231V230H3ZM84 231H86V230H84ZM115 231V230H114ZM119 231V230H118ZM124 231V230H123ZM130 231V230H129ZM136 231V230H135ZM144 231V229H142V232ZM160 231V230H159ZM158 231V232H159ZM170 231V230H169ZM177 231V230H176ZM190 231V230H189ZM206 231V230H205ZM210 231H211V229H210ZM217 231V230H216ZM17 232L18 231H16V234H17ZM59 232V231H58ZM74 232H76V233H73V232H69V237L72 239V241L74 242V243H76L78 246H81V248H85V247H87V245H88V241H89V239H87V237H88V235H86V238H85V235L83 234V233H77L78 232V230L76 229ZM81 232V231H80ZM87 232V231H86ZM108 232V231H107ZM121 232V231H120ZM154 232V231H153ZM162 232V231H161ZM172 232V231H171ZM188 232V231H187ZM207 232V231H206ZM253 232V231H252ZM15 233V232H14ZM19 233H21V232H19ZM31 233H33V232H31ZM62 233V232H61ZM85 233V232H84ZM95 233H97V232H95ZM117 233V232H116ZM127 233H128V231H127ZM144 233H145V231H144ZM157 233V232H156ZM173 233V232H172ZM179 233L181 234V232H180V230H179ZM190 233H191V231H190ZM217 233V232H216ZM215 233V234H216ZM11 234V233H10ZM16 234H13V235H16ZM22 234V233H21ZM25 234V233H24ZM52 234V233H51ZM62 234H64V233H62ZM61 234V235H62ZM99 234V233H98ZM112 234V233H111ZM114 234H115V232H114ZM119 234V233H118ZM123 234V233H122ZM132 234V233H131ZM140 234V233H139ZM148 234V233H147ZM146 234V235H147ZM154 234V233H153ZM184 234V233H183ZM222 234V233H221ZM45 235H46V233H45ZM92 235V234H91ZM166 235V234H165ZM174 235V234H173ZM192 235V234H191ZM217 235V234H216ZM215 235V236H216ZM234 235V234H233ZM253 235V234H252ZM261 235V234H260ZM260 235H258V236H260ZM8 236V235H7ZM21 236V235H20ZM25 236V235H24ZM39 236V235H38ZM52 236V235H51ZM67 236V235H66ZM95 236V235H94ZM115 236V235H114ZM126 236V235H125ZM157 236V235H156ZM203 236V235H202ZM213 236V235H212ZM15 237H17V236H15ZM14 237V238H15ZM22 237V236H21ZM28 237V236H27ZM59 237V236H58ZM91 237H93V236H91ZM101 237V236H100ZM109 237V236H108ZM116 237V236H115ZM122 237H124V235L122 236ZM132 237V236H131ZM147 237V236H146ZM150 237V236H149ZM160 237V236H159ZM168 237V236H167ZM190 237V236H189ZM192 237V236H191ZM190 237V238H191ZM205 237V236H204ZM261 237V236H260ZM13 238V237H12ZM89 238V237H88ZM99 238V237H98ZM103 238V237H102ZM119 238H120V236H119ZM126 238H128V236L126 237ZM145 238V237H144ZM158 238V237H157ZM177 238V237H176ZM175 238V239H176ZM194 238V237H193ZM203 238V237H202ZM254 238V237H253ZM3 238H1V240H2ZM25 239H26V237H25ZM28 239V238H27ZM70 239V240H71ZM90 239H92V238H90ZM96 239V238H95ZM104 239V238H103ZM107 239V238H106ZM122 239V238H121ZM146 239H149V238H146ZM171 239V238H170ZM214 239V238H213ZM21 240H23V239H21ZM42 240V239H41ZM62 240V239H61ZM109 240V239H108ZM111 240V239H110ZM144 240V239H143ZM155 240V239H154ZM160 240V239H159ZM163 240V239H162ZM205 240V239H204ZM253 240V239H252ZM8 241V240H7ZM12 241V240H11ZM17 241H18V238H17ZM20 241V240H19ZM24 241V240H23ZM30 241V240H29ZM43 241V240H42ZM96 241H97V239H96ZM100 241H102V240H100ZM104 241V240H103ZM107 241V240H106ZM156 241V240H155ZM167 241V240H166ZM171 241H174V240H171ZM179 241V240H178ZM188 241V240H187ZM243 241V240H242ZM263 241V240H262ZM21 242V241H20ZM59 242V241H58ZM64 242H66L65 240H64ZM90 242H92L91 240H90ZM118 242V240L116 241V243ZM149 242V241H148ZM152 242V241H151ZM191 242V241H190ZM201 242H202V239H201ZM261 242V241H260ZM13 243V242H12ZM34 243V242H33ZM38 243V242H37ZM50 243V242H49ZM53 243V242H52ZM55 243V242H54ZM101 243V242H100ZM107 243V242H106ZM115 243V242H114ZM168 243H170V242H168ZM184 243V242H183ZM192 243H193V241H192ZM207 243V242H206ZM212 243V242H211ZM214 243H216V242H214ZM257 243V242H256ZM1 244V243H0ZM9 244V243H8ZM16 244V243H15ZM24 244V243H23ZM51 244V243H50ZM76 244H74V245H76ZM90 244V243H89ZM112 244V243H111ZM110 244V245H111ZM123 244V243H122ZM151 244V243H150ZM155 244H156V242H155ZM155 244L153 243V245H154V247H155ZM174 244V243H173ZM179 244V243H178ZM182 244V243H181ZM208 244V243H207ZM213 244V243H212ZM217 244H218V242H217ZM228 244V243H227ZM22 245V244H21ZM20 245V246H21ZM55 245V244H54ZM53 245V246H54ZM63 245V244H62ZM67 245V244H66ZM92 245V244H91ZM95 245H96V243L94 242V247H95ZM105 245V244H104ZM103 245V246H104ZM107 245V244H106ZM109 245V244H108ZM114 245V244H113ZM112 245V246H113ZM119 248H120V246L118 245V243L116 244ZM115 245V246H116ZM125 245V244H124ZM152 245V244H151ZM164 245V244H163ZM175 246H176V244H174ZM195 244H192V246H194ZM203 245V244H202ZM230 245V244H229ZM7 246V245H6ZM32 246H33V244H32ZM40 246V245H39ZM56 246L57 245H55V248H56ZM88 246H90V245H88ZM102 246V247H103ZM115 246H113V247H115ZM117 246H116V248H117ZM156 246H157V244H156ZM188 246H190V245H188ZM210 246V245H209ZM4 247V246H3ZM34 247V246H33ZM32 247V248H33ZM44 247V246H43ZM48 247H49V245H48ZM61 247V246H60ZM106 247V246H105ZM110 247V246H109ZM122 247V246H121ZM127 247V246H126ZM185 247V246H184ZM191 247V246H190ZM9 248V247H8ZM12 248V247H11ZM19 248V247H18ZM50 248V247H49ZM54 248V249H55ZM59 248V247H58ZM71 248V247H70ZM76 248V247H75ZM80 248V247H79ZM78 248V249H79ZM88 248V247H87ZM86 248V249H87ZM128 248V247H127ZM126 248V249H127ZM150 248L151 247H149V250H150ZM157 248V247H156ZM160 248V247H159ZM177 248V247H176ZM198 248V247H197ZM205 248V247H204ZM203 248V249H204ZM219 248V247H218ZM231 248V247H230ZM247 248V247H246ZM262 248V247H261ZM264 248V247H263ZM31 249V248H30ZM45 249V248H44ZM47 249V248H46ZM72 249V248H71ZM90 249V248H89ZM109 249V248H108ZM122 249V248H121ZM125 249V250H126ZM165 249V248H164ZM223 249V248H222ZM244 249V248H243ZM14 250V249H13ZM25 250H27V249H25ZM53 250V249H52ZM65 250V249H64ZM67 250V249H66ZM70 250V249H69ZM73 250H74V248H73ZM76 250V249H75ZM106 250V249H105ZM120 250V249H119ZM123 250V249H122ZM181 250V249H180ZM191 250V249H190ZM216 250H218V249H216ZM238 250H240V249H238ZM250 250V249H249ZM4 251V250H3ZM7 251V250H6ZM10 251V250H9ZM54 251V250H53ZM53 251H51V252H53ZM61 251V250H60ZM81 251V250H80ZM83 251V250H82ZM90 251V250H89ZM93 251H95L94 249H93ZM115 251V250H114ZM127 251V250H126ZM138 251V250H137ZM151 251H154L153 249H151ZM168 251V250H167ZM173 251V250H172ZM171 250H170V252L172 253L171 255H173V252H172ZM175 251V250H174ZM195 251V250H194ZM202 251V250H201ZM205 251V250H204ZM244 251V250H243ZM252 251V250H251ZM263 251V250H262ZM28 252H30V250L28 251ZM27 252V253H28ZM33 252V251H32ZM45 252V251H44ZM69 252V251H68ZM74 252V251H73ZM100 252H102V251H100ZM110 252H111V250H110ZM113 252V251H112ZM120 252V251H119ZM150 252V251H149ZM208 251H206V253H207ZM229 252H231V251H229ZM234 252V251H233ZM46 253V252H45ZM64 253H66V252H64ZM83 253V252H82ZM86 253L87 252H85V255H86ZM103 253V252H102ZM101 253V254H102ZM114 253V252H113ZM118 253V252H117ZM122 253H124V252H122ZM126 253V252H125ZM155 253V252H154ZM195 253V252H194ZM223 253V252H222ZM262 253V252H261ZM23 254V253H22ZM38 254V253H37ZM52 254H54V253H52ZM88 254H91L90 252H88ZM105 254V253H104ZM110 254V253H109ZM153 254V253H152ZM157 254V253H156ZM159 254V253H158ZM168 254V253H167ZM177 254V253H176ZM198 254V253H197ZM238 254V253H237ZM247 254V253H246ZM252 254V253H251ZM257 254V253H256ZM66 255V254H65ZM80 255H82V254H80ZM80 255H78V256H80ZM111 255H113V254H111ZM111 255H109V256H111ZM115 255V254H114ZM126 255V254H125ZM134 255V254H133ZM145 255V254H144ZM151 255V254H150ZM160 255V254H159ZM174 255H175V252H174ZM184 255V254H183ZM211 255H212V253H211ZM210 255V256H211ZM214 255V254H213ZM217 255H219V253L217 254ZM232 255V254H231ZM32 256V255H31ZM84 256V255H83ZM87 256V255H86ZM92 256V255H91ZM102 256V255H101ZM123 256V255H122ZM158 256V255H157ZM157 256H156V258H157ZM178 256V255H177ZM208 256V255H207ZM207 256H205V257H207ZM222 256V255H221ZM229 256V255H228ZM254 256V255H253ZM264 256V255H263ZM21 257L23 258L24 256H22L21 255V252H19V254L18 255H16L15 256V263H13V264H17L16 262H18L19 260H21ZM26 257V256H25ZM28 257H30V255L28 256ZM27 257V258H28ZM70 257H72V254H71V256ZM102 257H104V256H102ZM108 257V256H107ZM107 257H105L106 259H107ZM115 257V256H114ZM117 257V256H116ZM115 257V258H116ZM119 257V256H118ZM117 257V258H118ZM132 257V256H131ZM159 257V256H158ZM178 257H181V256H178ZM226 257V256H225ZM234 257V256H233ZM243 257V256H242ZM246 257V256H245ZM33 258V257H32ZM39 258V257H38ZM41 258V257H40ZM55 258V257H54ZM63 258H65V257H63ZM90 258V257H89ZM123 258V257H122ZM121 258V259H122ZM124 258H125V256H124ZM164 258V257H163ZM208 258H210L211 259V257H209L208 256ZM214 258V257H213ZM219 258V257H218ZM254 258V257H253ZM262 258V257H261ZM31 259V258H30ZM36 259V258H35ZM42 259H44V258H42ZM86 259V258H85ZM102 259V258H101ZM114 259V258H113ZM150 259V258H149ZM159 259V258H158ZM157 259V260H158ZM165 259V258H164ZM163 259V260H164ZM168 259H170V258H168ZM174 259H176V258H174ZM180 259V258H179ZM192 259V258H191ZM195 259H196V257H195ZM206 259V258H205ZM246 259V258H245ZM23 260V259H22ZM56 260V259H55ZM73 260V259H72ZM104 260V259H103ZM102 260V261H103ZM108 260V259H107ZM110 260H112V259H110ZM123 260V259H122ZM126 260H128V259H126ZM166 260H167V257H166ZM173 260V259H172ZM212 260V259H211ZM239 260V259H238ZM24 261V260H23ZM30 261V260H29ZM32 261V260H31ZM37 261L38 260H36V264H37ZM49 261V260H48ZM63 261V260H62ZM74 261V260H73ZM84 261V260H83ZM89 261V260H88ZM98 261H100V260H98ZM124 261V260H123ZM122 261V262H123ZM154 261H156V260H154ZM153 261V262H154ZM175 261V260H174ZM210 261V260H209ZM220 261H222V260H220ZM226 261V260H225ZM260 261H262L261 259H260ZM263 261H264V257H263ZM14 262V261H13ZM27 262V261H26ZM112 262V261H111ZM118 262V261H117ZM149 262V261H148ZM178 262V261H177ZM196 262V261H195ZM257 262V261H256ZM39 263H41V262H39ZM68 263V262H67ZM89 263V262H88ZM90 263H91V261H90ZM102 263V262H101ZM116 263V262H115ZM115 263H113V264H115ZM124 263V262H123ZM151 263V262H150ZM149 263V264H150ZM203 263V262H202ZM206 263V262H205ZM211 263H212V261H211ZM217 263V262H216ZM261 263V262H260ZM19 264H21V263H19ZM31 264V263H30ZM33 264V263H32ZM49 264V263H48ZM74 264V263H73ZM120 264V263H119ZM125 264V263H124ZM136 264V263H135ZM157 264V263H156ZM178 264V263H177ZM195 264V263H194ZM213 264V263H212ZM225 264V263H224Z\"/></svg>","mask_w":264,"mask_h":264}]
</instances>
